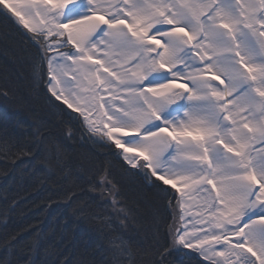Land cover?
Here are the masks:
<instances>
[{
    "label": "snow or ice",
    "instance_id": "snow-or-ice-1",
    "mask_svg": "<svg viewBox=\"0 0 264 264\" xmlns=\"http://www.w3.org/2000/svg\"><path fill=\"white\" fill-rule=\"evenodd\" d=\"M0 18L26 30L52 105L165 201L159 264H264V0H0ZM111 169L92 188L115 198ZM110 251L135 264L124 241Z\"/></svg>",
    "mask_w": 264,
    "mask_h": 264
},
{
    "label": "trees",
    "instance_id": "trees-1",
    "mask_svg": "<svg viewBox=\"0 0 264 264\" xmlns=\"http://www.w3.org/2000/svg\"><path fill=\"white\" fill-rule=\"evenodd\" d=\"M24 31L0 18V89L9 92L0 95V264H113V241L130 246L135 264H159L157 240L168 246L173 219L165 201L88 141L81 122L67 115L71 110L52 105L46 85L34 79L36 49ZM109 160L119 189L115 198L92 188L96 169ZM113 199L121 204L114 207ZM120 207L127 220L117 214ZM13 234L15 241L5 247ZM200 259L171 252L163 264Z\"/></svg>",
    "mask_w": 264,
    "mask_h": 264
},
{
    "label": "bare ground",
    "instance_id": "bare-ground-1",
    "mask_svg": "<svg viewBox=\"0 0 264 264\" xmlns=\"http://www.w3.org/2000/svg\"><path fill=\"white\" fill-rule=\"evenodd\" d=\"M198 255V254H197Z\"/></svg>",
    "mask_w": 264,
    "mask_h": 264
}]
</instances>
